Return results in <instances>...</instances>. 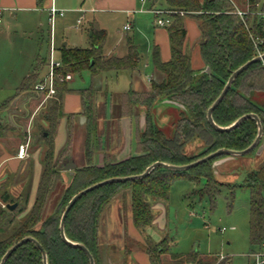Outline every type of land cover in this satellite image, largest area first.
<instances>
[{
	"label": "trees",
	"instance_id": "trees-1",
	"mask_svg": "<svg viewBox=\"0 0 264 264\" xmlns=\"http://www.w3.org/2000/svg\"><path fill=\"white\" fill-rule=\"evenodd\" d=\"M39 3L43 0H38ZM167 10L172 11V22L166 27L169 36L171 58L164 62L159 46L152 48V74L148 90H135L133 87L122 94L121 109L117 119L139 120L140 113L146 110V125L138 130L137 154L124 161H116L106 152L103 134L98 132L99 110L97 100L99 90L97 79L110 72L139 71L141 56L139 48L131 38L127 42L124 57L106 56L104 46L107 32L96 23L91 26V46L88 49L62 46L60 57L62 67L56 71L55 96L41 114L36 129V145L43 149V172L37 189L35 203L27 212L30 193L26 190L18 198L13 197L3 187L0 188V263L15 244L25 238H33L47 255L48 264H90V259L81 248L65 242L61 236V220L74 196L101 182L141 176L151 165L161 162L175 166H186L196 162L186 155V146L200 140L205 146L206 155L219 150L244 151L258 136L256 120L246 119L237 128L219 131L208 121V111L221 96L233 73L245 64L250 65L233 81L222 102L214 109L212 117L216 125L230 127L246 115H256L261 123L264 138V60L253 61L264 55V17L258 12L264 10V0H244L240 9L235 0H166ZM245 12L242 19L237 11ZM183 12L184 15L180 13ZM185 18H192L197 24L200 37L197 43L202 68H194V60L186 49L187 29ZM46 66V60L37 59L36 65L21 82L15 95L0 105V119L10 111L15 101L29 97ZM207 69L211 71L209 74ZM89 71L92 86L89 89L73 91L63 80L67 75H81ZM78 93L82 103V117L85 125V163L74 170L68 185L64 184V168L73 163L76 114L66 115L64 98L68 93ZM158 101L180 106L182 112L175 123L174 133L166 134L154 121V106ZM68 122L67 142L58 156L55 155V137L60 121ZM255 151V150H254ZM252 151L248 155L254 153ZM102 153L101 164L96 157ZM226 157L213 158L184 171L157 168L147 177L125 182H113L96 188L77 201L65 221L66 238L83 245L92 255L95 264H102L100 245L101 220L111 204L120 198L131 199V213L134 227L146 237L141 245L150 264H162V258L171 254L175 261L187 264H230L228 259L210 260L193 253L188 257L172 254L168 238L153 244L146 236L156 219L154 206L167 204L173 184L186 180L206 184L199 191L213 203L221 193L222 184L214 176L213 164ZM229 185V184H228ZM231 190L236 186L229 185ZM250 192L249 201V240L251 251L264 247V166L249 173L242 185ZM17 204L13 211L8 205ZM128 253V250H126ZM5 264H44L43 253L33 242L21 245Z\"/></svg>",
	"mask_w": 264,
	"mask_h": 264
},
{
	"label": "rangeland",
	"instance_id": "rangeland-1",
	"mask_svg": "<svg viewBox=\"0 0 264 264\" xmlns=\"http://www.w3.org/2000/svg\"><path fill=\"white\" fill-rule=\"evenodd\" d=\"M152 5L157 8H167L166 0H158V2L149 0L145 7L139 6L135 11L136 13H132V18L126 12L115 11L99 14L102 27L108 34L104 54L110 55L114 52L124 56L127 53L128 38H131L139 48L141 56L139 71L134 75V78L142 79L145 82H148L152 74L151 57L154 43L160 45V43L167 42L166 28L157 27L154 15L149 12ZM141 12L143 14H140ZM15 15L17 17L11 18L9 14H5L1 18L5 34L0 35V54L4 52L2 56L0 55V61L3 59L6 64L0 63L3 67L1 71L7 74V77H5L6 80H0V83L5 85V88L0 90V105L16 93L7 90L10 82H12L7 81V79L16 71L13 64L9 65L10 60L15 59L19 63L17 70L19 69L23 73L32 71L37 59L46 60V66L40 73L37 85L46 81L49 73L47 60L50 42L53 44V59L56 62L61 60L60 48L64 43H67L70 48L88 49L91 46L87 32V21L83 22L81 28L77 27V20L80 19L81 15L68 14L63 19L58 18L53 25L48 22L45 13H38L37 16L32 17ZM91 17L92 15L87 14L86 20H90ZM184 20L185 23L188 20L194 21L192 18H185ZM129 22H132L133 29L126 31L124 27ZM192 23L187 22L190 34L196 31V25ZM3 47L8 50L5 51ZM187 51L193 52L191 47H187ZM195 63H201L200 59L195 60ZM130 76L131 73L127 71L121 72L118 79L115 73H106L96 82L95 87L99 90V98L102 102L106 91L110 92V98L112 96V116L114 119L119 115L121 109L122 94L129 91ZM67 83L74 91L89 89L92 86V77L89 71H84L81 75H72V79ZM147 85L148 83H142L136 88L139 90L146 89ZM31 96H33V104L31 105L32 108L29 109L33 113L29 121L18 120L12 116L13 113L19 116V109L16 112L10 110L4 113L0 119V154L5 151L18 150L23 144L28 145V157L35 151L34 146L36 145L33 139L36 133L35 122L41 118V114L51 100H45L43 95L36 92H32ZM260 96V100L264 101V93ZM35 97L37 99H34ZM162 103L163 101H158L151 113L154 114V121L157 126L166 134L172 135L182 109L165 104L162 105L163 110L156 111L157 106ZM22 110L25 111L26 109L22 108ZM98 113L100 117H104L103 103H101ZM102 124L103 122L99 123L98 132L104 131L103 137H106L108 148H110L117 139V128L114 122L108 123L106 128ZM75 143L78 163L84 164L85 157L82 154V148L85 144V125L82 118L75 121ZM261 147H263V151L259 155ZM185 152L186 155L197 161L208 156H205V146L200 140L189 143ZM261 166H264V140L262 139L252 155L235 157L227 163L216 166L214 176L222 184V187L219 188L221 193L216 196L213 203L207 196L201 197L199 194V191L204 188L206 180H202L199 184L186 180L176 181L172 186L168 203H159L160 207L154 209L157 221L155 227L147 231L146 236L154 245L158 244L164 237L168 238L171 253L182 257L197 253L210 260H222L224 258L228 259L230 264H247V255L252 249L249 240L250 192L248 189L239 186L244 183L249 173ZM62 177L64 184L68 185V173L63 172ZM228 184L236 186V188L231 190ZM130 220H132V213L129 196L127 199L120 197L116 199L104 213L100 226L102 264H134L131 260L134 253H144L141 245L145 246L146 237L137 229L142 240L136 241L130 237V224L128 225ZM223 228L226 231L221 233L220 230ZM162 264H187V261L182 260L177 263L175 257L168 254L162 258Z\"/></svg>",
	"mask_w": 264,
	"mask_h": 264
},
{
	"label": "crops",
	"instance_id": "crops-1",
	"mask_svg": "<svg viewBox=\"0 0 264 264\" xmlns=\"http://www.w3.org/2000/svg\"><path fill=\"white\" fill-rule=\"evenodd\" d=\"M200 2H203L204 0H199ZM237 5L240 9L244 8V0H235ZM155 2H158V0H155ZM52 5L56 6L57 8L61 10H65V14L62 17H57L56 20L65 18L68 14H77L81 15L80 18H83V21L80 25H78L77 20V27L81 28L84 21H87V32L89 34V38L92 36L91 32V26L96 23L101 29L105 30L102 27V21L99 17V14L103 13H109V12H126L129 13L132 18V13L136 11V9L140 7H145V4L140 3L139 0H43V2L39 3L38 0H0V9L3 10L2 16L5 14H9L11 18L17 17L15 14L20 15H28L30 17L37 16L38 13L42 14L45 13L47 15V18L49 19L48 14V8H50ZM151 7L157 8L156 6L152 5ZM150 7V8H151ZM144 11V10H140ZM136 13V12H135ZM90 14L92 17L90 20H86V15ZM140 14H143L142 12ZM2 18V17H1ZM193 22L195 23L196 31L195 33L190 34L189 29L187 28V22ZM186 21V29H187V41H186V49L187 47H191L193 52L191 53L194 60V68L200 69L202 68V63H195V60L200 59L199 50L197 48V43L199 41L200 33L197 27V24L195 21L188 20ZM56 22V21H55ZM85 23V22H84ZM192 23V24H193ZM128 24L131 25V30L133 29L132 22H129ZM3 22L0 24V35H4L5 31L3 29ZM126 26V25H125ZM125 28V27H124ZM130 30V31H131ZM106 31V30H105ZM107 32V31H106ZM158 33V32H157ZM167 34V42H164V44L160 43V45H157L154 43V45L159 46L161 51V57L164 62H167L171 58V49H170V42H169V36ZM108 35V34H107ZM63 46L68 47L67 43H64ZM3 49L6 51L7 48L3 47ZM4 52H2L0 55L2 56ZM127 54V53H126ZM125 54V55H126ZM19 55H21L19 53ZM111 56L116 57H124L120 56L119 53H112ZM106 55V56H110ZM8 60V59H7ZM6 60V61H7ZM2 59L0 62L6 64L3 62ZM9 65L13 64L15 66L16 71L11 74L7 79V81L10 82L9 86L7 87L8 92H16L18 87L20 86L23 79L30 74L31 71H27L26 73L20 72V70H17V67L19 63L15 59L10 60L8 62ZM1 63H0V80H6L5 77H7V74L2 73ZM4 71V70H3ZM115 73V72H110ZM116 78L118 79L119 73H115ZM140 75V73H139ZM103 76V75H102ZM100 76L97 81L101 79ZM137 82H133V76L131 74L130 76V88L133 87L135 90H139V88H136L137 85H141L142 83H148L147 88H143L142 90H148L150 88L149 86V80L148 82H145L142 79L136 78ZM5 88V85L0 83V90ZM70 88V86H69ZM71 89V88H70ZM82 90V89H80ZM74 91V90H73ZM128 92V91H127ZM105 98L102 102V100L99 98L97 100V108L99 110V107L101 103H103L105 115L104 117H101L100 124L103 122L102 126L106 128V126L111 123H115V126L117 128V139L114 144H112V147L108 148V142L106 141V137H103L104 143H105V150L107 153L111 154L114 159L118 162L124 161L128 159L131 156H134L137 154V148H138V130L143 131L145 128V114L146 110L143 109L140 113L139 120L131 119V118H121V119H114L112 116V110H113V101L112 96L110 98V92H105ZM126 93V92H124ZM123 93V94H124ZM33 96L29 97H21L18 98L15 101V105L11 109V111L16 112L19 109L20 115L13 113L14 118H18V120H25L29 121L30 117L32 116V111L29 109L32 108L33 104ZM34 99H37L35 97ZM32 101V102H31ZM167 103H162L157 106L155 109L156 111L163 110V106ZM19 105V106H18ZM171 105V104H168ZM26 109L25 111L22 110V108ZM82 103L81 98L78 95V93H68L64 98V112L66 115L70 114H76L75 121L81 120V116L78 114L82 113ZM27 114V115H26ZM161 115V113H159ZM45 125L46 123L38 119L37 122H35L36 128L40 125ZM35 128V129H36ZM67 128H68V122L66 117L63 118L60 121V124L58 126L57 135L55 137V155L58 156L61 150L65 147L67 142ZM26 131V130H25ZM37 131V129H36ZM104 131L101 132L103 134ZM36 134V133H35ZM35 134H34V141L36 145L35 140ZM86 134V129H85ZM105 138V139H104ZM21 146V145H20ZM35 151L32 152V154L27 158L21 159L18 157V150H12V151H5L2 154H0V188L3 187L9 194H11L13 197L18 198L20 195H22L26 190L30 193L29 203L27 207V212L31 210L33 207L36 196H37V189L38 185L42 176L43 172V166H42V155H43V149L41 145H36ZM76 143L74 140V150H73V163H75L78 167L83 166L84 164H79L77 159V151L75 150ZM82 154L84 155V147L82 148ZM103 160V154L100 153L96 157V163L101 164ZM160 207V204H156L154 206V209H158ZM157 221L156 219L153 223V226L151 228L155 227ZM130 224V237L132 239H136V241H141L142 236L137 233L136 228L133 225L132 220L128 222V225ZM132 227V229H131ZM149 228V229H151ZM148 229V230H149ZM129 230V226H128ZM132 231V232H131ZM147 235V234H146ZM131 260L134 262V264H150L149 258L145 253L137 252L134 253Z\"/></svg>",
	"mask_w": 264,
	"mask_h": 264
},
{
	"label": "water",
	"instance_id": "water-1",
	"mask_svg": "<svg viewBox=\"0 0 264 264\" xmlns=\"http://www.w3.org/2000/svg\"><path fill=\"white\" fill-rule=\"evenodd\" d=\"M260 60H264V55L262 56H258L256 59H254L253 61H260ZM251 62L245 64L244 66H242L240 69H238L236 72L233 73L232 77L230 78L229 82L227 83L224 91L222 92L221 96L214 102V104L211 106V108L209 109L208 111V121L209 123L214 127L216 128L217 130L219 131H229L231 129H234V128H237L238 126H240L246 119H249V118H252L254 120H256L257 124H258V136L255 140V142L246 150L244 151H229V150H219L213 154H210L208 155L207 157L201 159V160H198L197 162H194L192 164H189V165H186V166H175V165H170V164H166V163H161V162H158V163H155L153 165H151L141 176H138V177H128V178H118V179H111V180H107V181H104V182H101L99 184H96V185H93L85 190H83L82 192H80L79 194H77L76 196L73 197V199L70 201V203L68 204L64 214H63V217H62V220H61V236L63 238V240L73 246H76V247H79L81 248L83 251H85V253L87 254V256L89 257L90 259V264H95L94 262V259L92 257V255L90 254V252L81 244H76V243H72L70 242L67 238H66V235H65V221H66V218L69 214V212L71 211V209L74 207V205L77 203V201L79 199H81L84 195L88 194L89 192L95 190L96 188L100 187V186H103L105 184H108V183H113V182H125V181H128V180H134L136 178H144V177H147L152 171H154L155 169L157 168H165V169H168V170H172V171H184V170H188L194 166H197L203 162H206V161H209L213 158H216V157H219V156H222V155H225L226 157L220 159V160H217L214 162L213 164V168H214V171L216 169V166H220L221 164H224V163H227L231 160H233L235 157H239V156H245V155H248L250 154L252 151H254L262 137H263V130H262V127H261V123H260V120L259 118L256 116V115H246V116H243L241 117L240 119H238L236 122H234V124H232L230 127H227V128H222V127H219L218 125H216V123L214 122L213 120V117H212V114H213V111L214 109L222 102V100L224 99V97L226 96L228 90L231 88L232 84H233V81L250 65ZM207 72L210 74L211 71L209 69H207ZM164 103H167V104H171L173 106H176L178 108H181L180 106L176 105V104H172V103H169V102H164ZM145 125H146V114H145ZM264 140V138H263ZM263 151V147L260 148L259 150V155L262 153ZM77 168V165L75 163H70L69 165H67L65 168H64V172H67L68 173V177H69V183L71 182L73 176H74V170ZM17 204H14V205H8L7 206V209L13 211L17 208ZM26 242H33L35 243L39 248L40 250L42 251L43 253V258H44V264H48V260H47V255L46 253L43 251L42 247L40 246V244H38V242L36 240H34L33 238H25L23 240H21L20 242H18L17 244H15L12 248H10L8 250V252L5 254V256L3 257L2 261L0 264H5L6 261L10 258V256L21 246L23 245L24 243Z\"/></svg>",
	"mask_w": 264,
	"mask_h": 264
},
{
	"label": "built area",
	"instance_id": "built-area-1",
	"mask_svg": "<svg viewBox=\"0 0 264 264\" xmlns=\"http://www.w3.org/2000/svg\"><path fill=\"white\" fill-rule=\"evenodd\" d=\"M140 3L145 4L147 3L149 0H139ZM48 14H49V19L48 22L53 25L56 21L57 17H62L65 14V10H61L59 8H57L56 6L52 5L50 8H48ZM2 12L3 10L0 9V24H1V17H2ZM149 12L154 15L155 17V23L157 25V27H161V28H166L168 27L171 22H172V11L167 10V9H162V8H154L151 7L149 8ZM181 15H184L183 12L180 13ZM237 14L239 17H241L242 19L245 16V12L238 10ZM258 16L260 17H264V10H261L258 12ZM83 21V18H80L78 20V25H80ZM124 30L126 31H130L131 30V25L127 24L124 28ZM53 44L52 42H50L49 44V56H48V67H49V73L47 75V79L44 82H40L37 85H35L34 87V91L38 94H41L45 97V100H49L52 99L55 94H56V90H55V78H56V71L58 69H60L62 67V62L61 60L59 62H56L53 59ZM263 54H260L259 56H262ZM72 79V75H67L65 76V78L63 80H65L66 82ZM28 156V145L27 144H23L19 147L18 150V157L21 159H24ZM226 229L223 228L220 230L221 233L225 232ZM224 259V258H223ZM222 259V260H223ZM247 259H248V263L247 264H264V247L259 249V250H254V251H250V253L247 255Z\"/></svg>",
	"mask_w": 264,
	"mask_h": 264
}]
</instances>
